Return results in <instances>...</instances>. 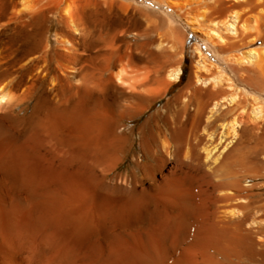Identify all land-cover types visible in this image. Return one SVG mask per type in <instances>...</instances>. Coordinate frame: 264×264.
Returning a JSON list of instances; mask_svg holds the SVG:
<instances>
[{
	"label": "bare ground",
	"instance_id": "obj_1",
	"mask_svg": "<svg viewBox=\"0 0 264 264\" xmlns=\"http://www.w3.org/2000/svg\"><path fill=\"white\" fill-rule=\"evenodd\" d=\"M258 93L264 0H0V264L264 262Z\"/></svg>",
	"mask_w": 264,
	"mask_h": 264
},
{
	"label": "rangeland",
	"instance_id": "obj_2",
	"mask_svg": "<svg viewBox=\"0 0 264 264\" xmlns=\"http://www.w3.org/2000/svg\"><path fill=\"white\" fill-rule=\"evenodd\" d=\"M176 19L178 20V22L180 23V25L182 26V28L184 29V32L189 36V41H188V44H187V56H186V62L184 64V69H185V75L183 77V82L180 83V84H177L176 86H174L169 95L164 98L163 100L159 101L150 111H148L142 118H139L138 120H136L135 122H133L132 124L134 125H137V126H140L142 125L150 116H152V114H154L155 112H157L162 106H164L167 101H168V98L171 97L172 95H174L184 84V82H186L187 78H188V75H189V72L191 70V65H192V59L195 55V46L198 45V44H204V42H202V39L201 37L194 32L193 28L189 25H187V23L185 22V20L181 17H178V16H175ZM178 17V18H177ZM181 86V87H180ZM259 95V102L262 103L264 101V94H260L258 93ZM258 102V103H259ZM256 102H251L249 105H248V109L251 110L252 107L254 106ZM253 105V106H252ZM250 137L252 136L251 133L249 135ZM136 151V150H135ZM131 159L127 160V162L121 166L120 168V171H126L127 169H129L131 167L130 165V162ZM251 183H252V186L256 187V189L253 191V193L255 194H262L263 197H264V178H261V179H252L251 180ZM259 187H262V188H259ZM264 264V262L260 261L258 263H252V264Z\"/></svg>",
	"mask_w": 264,
	"mask_h": 264
},
{
	"label": "trees",
	"instance_id": "obj_3",
	"mask_svg": "<svg viewBox=\"0 0 264 264\" xmlns=\"http://www.w3.org/2000/svg\"><path fill=\"white\" fill-rule=\"evenodd\" d=\"M182 82H183V79H182V81L180 83H182Z\"/></svg>",
	"mask_w": 264,
	"mask_h": 264
}]
</instances>
